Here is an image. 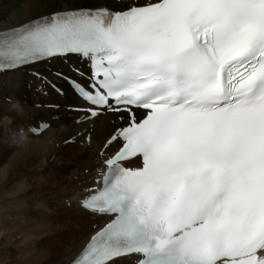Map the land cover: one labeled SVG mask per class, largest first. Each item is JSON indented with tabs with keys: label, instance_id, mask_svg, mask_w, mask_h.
<instances>
[{
	"label": "snow or ice",
	"instance_id": "6c2138e0",
	"mask_svg": "<svg viewBox=\"0 0 264 264\" xmlns=\"http://www.w3.org/2000/svg\"><path fill=\"white\" fill-rule=\"evenodd\" d=\"M70 55L90 73L68 78L69 110L113 119L81 193L103 222L69 264H264V0L75 5L0 30V70Z\"/></svg>",
	"mask_w": 264,
	"mask_h": 264
},
{
	"label": "bare ground",
	"instance_id": "6f19581e",
	"mask_svg": "<svg viewBox=\"0 0 264 264\" xmlns=\"http://www.w3.org/2000/svg\"><path fill=\"white\" fill-rule=\"evenodd\" d=\"M103 2L109 3L111 9L120 10L126 1L0 0V30L39 14L75 5H104ZM69 60L68 63L76 57L69 56ZM36 68L52 78H56L55 72L70 71L61 58L40 62ZM39 85L41 89L35 91ZM62 87L63 95L55 93L28 69L0 72L3 132L17 128L28 130L38 122L50 123L39 135L29 132L30 143L26 148L12 146L5 138L7 135L0 136V250L14 247L20 256H25L41 245L42 249L36 250L46 252L44 259L52 264L69 263L92 231L78 235L89 220L94 227L103 222L101 216L83 209L79 203L81 193L92 186L98 172L103 170L99 152L113 119L110 115H100L91 121L76 123L75 119L83 114L70 111L69 107L80 103L79 99L66 84ZM42 90H47V95ZM16 100L25 108L23 115L10 110V101ZM48 103L56 106L48 108L45 106ZM7 116L12 117L11 123L5 120ZM89 133L91 138L87 139ZM111 152L109 149L108 154ZM135 260V255L125 256L118 258L117 264H134Z\"/></svg>",
	"mask_w": 264,
	"mask_h": 264
},
{
	"label": "rangeland",
	"instance_id": "374dc122",
	"mask_svg": "<svg viewBox=\"0 0 264 264\" xmlns=\"http://www.w3.org/2000/svg\"><path fill=\"white\" fill-rule=\"evenodd\" d=\"M126 1V0H125ZM116 2H120V0H116ZM104 3V6H107L110 8V5L109 3ZM116 4V3H115ZM84 5V4H83ZM81 5V6H83ZM84 6H90L89 5H84ZM36 90V88H35ZM47 95V94H46ZM45 96V95H44ZM22 100V99H21ZM35 103H38V102H35ZM56 105L54 104V107ZM40 108V107H39ZM4 124H1V133H0V136L2 137H5L8 133L6 132H3V129L5 127H3ZM27 130V129H26ZM7 138V136L5 137ZM69 143H73L72 140H69ZM68 144V143H67ZM77 143H74V145H76ZM79 145V144H77ZM80 146V145H79ZM82 146V145H81ZM20 153V152H19ZM10 200V199H7V201ZM67 205L68 208H70V205L69 203L65 204ZM91 220H89L87 226L85 228H83L79 233L78 235L84 231H89V230H93L94 228V224H91ZM80 236V235H79ZM36 249H42V246H35V249L34 250H31L27 255L25 256H20L19 253L17 252L16 248L14 247H8L5 251H1L0 250V261L3 262V264H14L15 262L17 264H52V261H48V259H44V256L46 258V252H39L38 250ZM48 262V263H47Z\"/></svg>",
	"mask_w": 264,
	"mask_h": 264
},
{
	"label": "clouds",
	"instance_id": "9594fccd",
	"mask_svg": "<svg viewBox=\"0 0 264 264\" xmlns=\"http://www.w3.org/2000/svg\"><path fill=\"white\" fill-rule=\"evenodd\" d=\"M11 104V111H14L17 113V115H23L25 112L24 106L20 103L19 100L16 101H10ZM5 120L8 123H11L12 117L7 116L5 117ZM30 130H26L24 128H17V129H11L8 131L7 134V141L10 145L15 146L17 148H26L30 143Z\"/></svg>",
	"mask_w": 264,
	"mask_h": 264
}]
</instances>
